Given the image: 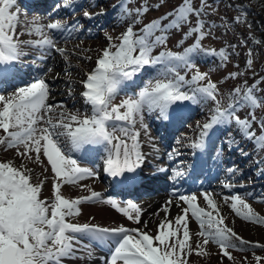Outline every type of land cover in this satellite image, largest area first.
Listing matches in <instances>:
<instances>
[{
  "label": "snow or ice",
  "instance_id": "6c2138e0",
  "mask_svg": "<svg viewBox=\"0 0 264 264\" xmlns=\"http://www.w3.org/2000/svg\"><path fill=\"white\" fill-rule=\"evenodd\" d=\"M68 2L65 0V4ZM204 7V0H201L199 7L193 6V0H181L171 11L145 24L138 32L134 31L133 24L139 22L148 9H135L137 18L117 37L119 43H111L112 38L108 37L110 43L102 50L96 67L81 82L85 88L81 95L85 103L91 106V115L81 118L76 114L61 113L55 122L43 115L51 112L53 106L47 104L49 86L42 78H34L8 95L0 94V129L4 133L0 136V145L16 148L18 155L29 159L34 152L37 161L42 153L54 174L52 197L41 199L43 182L33 184L30 169L24 165L17 167L12 161L0 162V264H63L64 258L74 254L75 243L83 236L107 247L105 264H187L185 257L193 251L198 255L206 254L205 247L210 241L219 246L223 256L232 259L229 248L250 244L225 224V218L219 214V208L209 193L203 194L207 207L199 205L195 194L180 196L179 200L187 205L182 209V214H178L174 220L166 216L158 223L155 234L123 225L105 228L72 223L67 218L79 215L78 206L83 202L99 200L101 194L91 191L88 196L72 199L61 194L64 184H75L86 176L96 175L92 169L80 167L73 156V153L86 151L91 146L103 148L106 153L104 170L111 176L121 177L135 172L143 159L139 151V132L130 131L117 122L135 125L137 116L142 121L145 110L156 111L161 118L167 119L170 108L184 101L214 102L215 107L208 122L203 125L202 135L234 120L242 135L254 139L264 148V121H261V135L256 136L252 130L255 116L249 120L236 115L240 107L255 109L261 106L262 101L255 94L254 86L234 88L229 94L227 107H222L217 99L216 84L211 80L204 85L199 84L207 79V73L196 71L188 80L177 71L178 68H195L193 57L198 52L227 59L225 49L201 47V41L208 35L201 18ZM124 14L128 15L130 11L125 9ZM20 15L17 0H0V79L9 76L14 62L19 59L21 43L38 48L47 46L64 52V49L56 47L54 39L46 32V29L64 28L60 21L47 25L33 22L27 25V31L37 34L39 38L20 41L16 31ZM84 15L91 14L85 12ZM192 16L196 17L194 25ZM165 19L168 20L167 24L163 23ZM184 25L190 26L178 43L182 45L185 39L194 36L191 46L180 52L164 48L153 55L155 48L166 44L170 30H180ZM248 64H251V60ZM145 68L155 69L156 77L146 82L135 98L128 97L120 104H112L121 86L133 81ZM237 75L239 73L229 74L231 78ZM191 84L197 86L186 91ZM117 132L121 135H117ZM61 137L67 143L62 142ZM20 146H23V152H20ZM193 147H202V141ZM228 200L237 216L264 225V216L256 213L239 194L225 198L226 203ZM104 202L129 220L140 222V209L136 204L128 202L126 207H121L112 197ZM170 204L171 201H168L164 206L165 213ZM189 214L198 222L200 231L197 235L202 238V241H197L195 249L190 243ZM255 246L264 248L258 243ZM255 259L259 264L264 258Z\"/></svg>",
  "mask_w": 264,
  "mask_h": 264
},
{
  "label": "rangeland",
  "instance_id": "374dc122",
  "mask_svg": "<svg viewBox=\"0 0 264 264\" xmlns=\"http://www.w3.org/2000/svg\"><path fill=\"white\" fill-rule=\"evenodd\" d=\"M38 1L39 0H17V6L21 12L20 24L16 30L18 34L17 39L20 41H31L39 38L37 34H29L27 31V25L33 22L47 25L54 21H60L62 25H64V28L61 30L46 29V32L54 39L56 47L64 49V52L61 53L57 51L59 53L57 55L54 49L47 46L38 48L30 44L21 43V55L19 59L14 62L12 68L19 69L25 64L22 62L27 61L38 64L41 67H49V69L57 72L55 76L59 75L68 79L63 86L64 91L61 92L57 84L60 82L59 78H56L57 80L55 79L56 81H54L53 78H46V72L41 75L36 72L37 78L44 79L49 86V91L51 89L47 98V104L53 106L52 111L42 114L50 117L54 122L60 118L61 113L65 115L69 113L76 114L81 118L91 115V106L83 102V98H80L81 93L85 90L81 82L86 80V74L96 67L97 59L101 55L102 50L108 47L110 43L108 37L112 38L111 43H119L117 37H119L130 24H133V21L137 18L135 9L138 7H146L148 9L141 15L139 22L133 24L134 31L138 32L145 24L163 16L166 12L171 11L175 6L181 3V0H69V2L65 4V0H46V10L41 13H34L32 11H35L37 7L35 3ZM239 1L204 0L205 7L203 10L206 13L204 14L203 12L201 18L206 24V16H208L211 22V29L207 31L208 35L201 41V47L204 49H216L231 40L233 42H237L238 40L237 45L239 46L231 47L230 45V47H227V49H225L227 59L222 60L221 58H217L219 62L217 63V59H215L211 67H209V64L205 63L202 58L194 56L193 62L196 65L195 68L177 69V71L188 80H191V77L196 71L207 73V79L200 81L199 84L204 85L208 80L215 83L218 90L217 99L220 100L222 107L226 105L224 99L230 88L239 87L242 81H244V83L251 81L255 75L259 74L260 70L264 69V45L251 49V46L242 41L244 35L255 32V28L251 29L250 27L252 25L250 20L253 18V15L260 13L264 19V0ZM75 2H80L79 5L81 6H72ZM25 3H27L29 7L23 9V4ZM244 3L250 7V12L247 11L243 13L240 10V8H242L240 4ZM200 4L201 0H193L194 7H199ZM157 5L160 6L157 7ZM125 9L129 10L130 14L125 15ZM85 12L91 15L85 16ZM237 17H239V19H237ZM228 18L234 19L233 22H235V24L233 26L230 24ZM195 20L196 17L192 16V25L195 24ZM163 23L167 24L168 20L165 19ZM189 26L190 25H184L180 30H170L166 44L155 48L153 50V55H157L160 51L164 50V48L180 52L183 51L184 48L189 47L190 44H193L194 36L185 39L182 45L178 43L182 40L183 32L187 31ZM262 27L264 30V26ZM234 38L236 39L234 40ZM35 51L37 52L35 53ZM38 51L46 53L44 55V60L35 56V54H39ZM233 54H235V56L237 54H242L244 57L243 59L240 57L235 58ZM48 55L50 56L49 58ZM249 60H251L250 65L248 64ZM243 65L245 68H242ZM240 69H242L241 72ZM42 72H44V70ZM230 73H239V75L235 78H231L229 76ZM154 77H156L155 69L145 68L133 81L125 82V84L121 86L120 90L114 95L111 103L114 105L120 104L125 98H135V94L144 87L146 82ZM32 80L33 79L16 84L10 80L9 83H7L8 81L4 82L3 79H0V94L8 95L17 87L23 86ZM196 86V84H191L185 90H190ZM255 89H257L260 94L263 93L264 74L262 82L255 84ZM51 93H53L52 98H50ZM210 103L212 107L210 106L208 108L207 104ZM261 106L263 105L261 104ZM176 107L179 108V112L175 114V120L181 123H178L174 129L170 131L171 137L170 141H168L165 135L168 131L171 111ZM214 107L215 104L211 100L207 102L201 101L199 103L184 101L170 108L167 119L161 118L156 111L148 112L145 110L142 121L141 118L137 116L135 125H128L124 122H117V124L129 128L130 131L139 132V151L142 153V156L146 158L145 169H143L142 174L149 177L153 176L157 171H164L163 174L157 173V175L154 176L164 178L165 183H169V186L172 185V181L174 180V174L168 173L170 165H173L177 171H184V174H186L194 161V156L202 154L205 158L206 151L202 150L206 148V144L208 145L211 143L208 153L210 156L208 159L211 163H215L212 164L211 167H213V169L222 170L221 173L218 174L219 178L211 180V183H219L214 184L217 188L213 191H211L212 189L200 190L197 188L190 191L175 193L172 197L173 199H177L178 202L183 203L180 208V214H182V209L187 205L185 202L179 200L180 196H191L195 194L199 205L201 207H207L203 194H211V198L216 202L219 208V214L225 218V224L232 228L239 237L249 241L250 244L229 248L228 251L232 256V259H229L223 256L217 244L210 241L205 247L206 254L198 255L193 251L185 257L186 262L187 264H255V262H257L255 257L264 258V248L255 246L257 243L264 245V225L247 221L237 216L230 207L231 201L228 200L226 203L225 198H230L233 195L239 194L251 205L256 213L260 216H264V148L254 139H249L242 135L234 120L229 124L212 128L210 137L202 141L203 139L201 138L204 137V135H202L203 125L208 122ZM258 110L259 109H250L249 107H240L237 109L236 115L241 119L249 120L252 119V116H255L256 119L254 122L259 124L257 131L261 133V119L259 114H257ZM121 111H123V109H121ZM250 112L252 115H249ZM259 112L264 114V109H260L258 113ZM43 123V121L40 122L41 125H43ZM143 125L147 127L145 128ZM228 129L231 130V134L230 131L228 132ZM252 130L256 135V130H254L253 127ZM2 135H4V133L3 130L0 129V136ZM117 135H121V133L117 132ZM223 140L225 141L224 145H222ZM61 141L67 143L64 137H61ZM201 141L202 147H193L195 143ZM129 143L131 144L130 137ZM94 148L91 146L86 151L76 152L78 158L80 154L91 155V153L96 151ZM230 150L237 151L234 159L230 158L232 161L221 163V154L223 153L225 156L230 157ZM23 151V146H20V152ZM164 151L168 152L169 160L161 161L154 170H151L152 166L150 161L153 160V162H157L159 158L155 157L156 154H161ZM30 155L32 157L31 159L26 156L18 155L16 148H8L6 145H0V162L12 161L17 167L24 165L25 168L30 169L31 182L33 184H40L43 182L40 198H51L53 195L54 179L51 166L42 153L39 161L36 160V154L34 152ZM105 156L106 154L98 156L99 160L96 161L98 169L95 168L96 164H90L88 160L81 158L77 161L80 167L99 172L101 166L100 160ZM244 171H246V173L242 175ZM206 174V171L204 173H198L197 176L201 177H197V182H203V178ZM100 177L103 178L102 175ZM100 177H85L75 184H64L61 188V194L66 198L72 199L88 196L91 191H95L101 194L104 201L108 197L114 198L121 207H126L128 202H132L140 209V222L136 223L134 220H129L111 205L98 200L81 203L78 206L80 209L79 215L67 219L76 224H92L105 228H115L123 225L131 229L141 226L142 230L148 231L150 234H155L158 230L157 225L159 220L154 216L157 208L149 203V197L137 193L132 196L126 195L124 199H121V196L118 195L117 192L109 191L106 179L102 181ZM191 179L192 178H189L188 182H190ZM256 180H261L262 182ZM153 183L161 185L159 181ZM226 185H231V187H227ZM133 215H135V213H133ZM188 227L191 234L190 243L192 248L195 249L197 241H202V238L197 235L200 228L198 222L191 214L188 216ZM77 253L79 254L78 256L76 255ZM96 255L97 249L90 245L79 248L75 247L74 254L64 258V260L73 258L77 262L76 264H85ZM259 264H264V259H261Z\"/></svg>",
  "mask_w": 264,
  "mask_h": 264
},
{
  "label": "bare ground",
  "instance_id": "6f19581e",
  "mask_svg": "<svg viewBox=\"0 0 264 264\" xmlns=\"http://www.w3.org/2000/svg\"><path fill=\"white\" fill-rule=\"evenodd\" d=\"M96 16H98V15H96ZM54 51H55V53L58 55L59 53L54 49ZM58 57V56H57ZM57 72L55 71V70H52V69H48L47 70V72H46V78L47 79H54V81H56L58 78L60 79V82L59 83H57L58 84V89H59V91H61V92H63L64 90H63V86H64V84L68 81V79L67 78H63V76H55V75H57L56 74ZM57 78V79H56ZM56 79V80H55ZM53 81V80H52ZM50 91H51V89H50ZM49 91V92H50ZM52 96H53V93H51V96H50V98H52ZM80 98H83V102H85V98L82 96V95H80ZM157 156L158 157H162V158H166L167 157V153H163V154H161V155H158L157 154ZM145 159L143 158L142 159V163L140 164V166L138 167V171L139 172H141V171H143V165H144V163H143V161H144ZM103 174H105V176H107V177H109V178H111L112 176L110 175V174H108L107 172H104ZM182 179H183V176H182V174H180V173H178V174H175L174 175V180H175V183L177 184L176 185V187H178V186H180L181 187V184H182ZM256 181H261V180H256ZM179 191V192H181L182 191V189L180 188V189H178V188H176V191ZM155 192V191H154ZM173 192H175V191H172V190H169V189H167V188H163L162 190L161 189H158L153 195L154 196H152L150 199H149V202H150V204L153 206H155L156 208H157V211H155L156 213H155V217H157L158 218V220H159V222L161 221V220H163L166 216H167V218L168 219H170V220H174V218L178 215V214H180V208L182 207V204L183 203H180V202H178V200L177 199H173V197H171V195L173 194ZM168 201H171V204L169 205V209H168V212L167 213H165V211H163V208H164V206L166 205V203L168 202ZM139 229H141V226H139ZM101 264V263H104V259H100V258H98L95 262L94 261H92V263H90V264ZM66 264H70L69 262L68 263H66ZM105 264V263H104Z\"/></svg>",
  "mask_w": 264,
  "mask_h": 264
},
{
  "label": "trees",
  "instance_id": "16d2710c",
  "mask_svg": "<svg viewBox=\"0 0 264 264\" xmlns=\"http://www.w3.org/2000/svg\"><path fill=\"white\" fill-rule=\"evenodd\" d=\"M239 3H240V1H239ZM240 5L242 7V8H240V10L243 13H245L247 11L250 12V9H249L250 7H248L246 3L240 4ZM228 20H229V22H230V24L232 26L235 24V22H233L234 19H229L228 18ZM250 23H252V25L250 26L251 29H254L255 28V32L248 33V34L244 35L242 41L245 44H248L249 46H251L250 47L251 49L257 48L258 46L261 47V45H264V30H263V27H262V26H264V19L262 18V16H261L260 13H257V14H254L253 15V18H251ZM235 39L236 38H234V40ZM237 43H238V40H237V42H233L232 40L231 41H227L226 43L222 44V46L217 47L216 50L227 49V47H230V45H231V47L239 46V45H237ZM197 55L199 57H201V58H203L204 56H206V55H204L203 53H200V52H198ZM233 56L235 58L236 57H240L241 59H243V57H244L242 54H237L236 56H235V54H233ZM217 57L220 58L219 56H217ZM242 68H245V66L243 65ZM241 70L242 69H240V72H241ZM260 71H259V74L258 75H255L251 81H249L247 83H244V81L240 82L239 87L242 88V89L245 88V87H253V86L255 87V84L256 83L262 82V80H263V74H264V69L263 70H260ZM233 89L234 88H230L227 91L226 95H225L224 101L226 103V106L229 103V94L232 92ZM255 94L260 98V100L262 101V105H263V106H259V107L255 108V109H259V110L260 109H264V90H263V93L260 94L259 91L257 89H255ZM258 111H257V114H259L261 121H264V114H262L261 112L258 113ZM256 125L258 126V124H256ZM255 264H257V262H255Z\"/></svg>",
  "mask_w": 264,
  "mask_h": 264
}]
</instances>
